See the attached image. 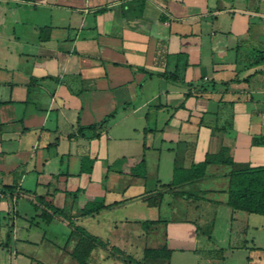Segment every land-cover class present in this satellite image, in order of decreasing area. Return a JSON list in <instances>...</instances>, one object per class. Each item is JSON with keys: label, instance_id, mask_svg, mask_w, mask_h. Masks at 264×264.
I'll use <instances>...</instances> for the list:
<instances>
[{"label": "crops", "instance_id": "crops-1", "mask_svg": "<svg viewBox=\"0 0 264 264\" xmlns=\"http://www.w3.org/2000/svg\"><path fill=\"white\" fill-rule=\"evenodd\" d=\"M110 112L103 125L87 127ZM221 144L237 164H264V0H0V197L7 193L17 205L28 194L39 217L31 192L50 194L75 224L107 243L89 257L145 264L146 237L160 225L162 245L172 249L169 264L177 249L172 242L188 220L175 212L189 203L194 209L210 203L215 211L226 204L232 166L210 163L202 178L168 186L173 168L188 167ZM140 156L152 177L148 191L145 179L127 180ZM30 173L35 177L23 187ZM76 190L82 201L68 198ZM156 190L161 196L148 205ZM219 191L225 201L211 198ZM94 196L122 201L81 215ZM163 203L175 213L171 218L161 215ZM235 214L231 209V220ZM19 216L31 227L33 216L15 210L7 244L0 245L10 251L14 240L13 264L20 258L31 264L34 244L70 255L76 237L67 219L46 223L58 219L68 227L58 241L19 236ZM117 235L142 252L141 260L111 247H118L111 243Z\"/></svg>", "mask_w": 264, "mask_h": 264}, {"label": "rangeland", "instance_id": "rangeland-1", "mask_svg": "<svg viewBox=\"0 0 264 264\" xmlns=\"http://www.w3.org/2000/svg\"><path fill=\"white\" fill-rule=\"evenodd\" d=\"M105 138V135H103L102 139ZM133 140L134 138H130L131 143ZM89 160L90 159L88 158L85 165H91ZM106 165L107 164L104 163V167H106ZM120 165H122L121 162L114 164L116 167H119ZM99 166L100 164L96 163L95 171L93 173L94 177H98L100 175V171H98ZM140 171L142 173V170ZM128 175L132 176L127 177V180L130 181L133 180L134 176L140 177L142 184L144 181L143 179H145V182H147L145 186H143L144 189H146V191L151 189V176L146 177V174L145 176L141 174ZM34 177L35 173H30L29 177L24 179L23 187L31 185L30 183ZM117 182L120 184V181ZM221 183L222 180L220 179H216L214 182V184L217 185H220ZM26 197L31 198L28 194H26V196H19L17 205H15L14 201L11 200V197L7 193L6 195L0 197V238L2 240H5L7 232H11L10 222L12 220V216L15 215V210H18V213L21 215L25 214L27 216H33V207L30 200ZM76 197L82 201L84 194L78 196L76 195ZM59 198L60 196H57V200ZM68 198L75 201L73 195H69ZM167 198L169 199L171 196L166 195L164 197V199ZM211 198L222 199L225 201L226 194L219 191L211 195ZM189 204H191L189 208H183L182 210L175 212L181 217L187 218L189 221H184V224L181 228H179L180 235L172 242L177 249L172 254L169 264H264V215L236 210L235 219L231 220V209L225 203L223 206L216 209V211L215 206L210 203H205L206 205L203 204V206L198 209H194L192 207V203ZM163 206L161 215L170 218L175 215V213L172 215V212L168 210V207L164 203ZM67 210L66 213L68 212ZM148 210H151V208ZM154 210L155 209L151 210L152 215L156 213V210ZM145 211L149 212L147 210ZM115 214L119 216L121 215V212L116 211ZM17 218L18 220L16 221L15 229L19 236H23L27 232L30 234L32 239H37L45 234L46 237L62 241L68 234V227L66 225H62L58 219H55L50 224H46L42 222L38 216H33L32 225L28 229L27 225H24L26 222L24 218L20 216ZM35 221H38V223L36 224ZM27 223H29V221H27ZM78 223L81 224L80 222ZM165 230L166 228L164 226L159 225L158 228L154 230L151 237L148 239L146 237L147 241L145 242V246H161ZM118 235L114 239V242L111 243L116 244L118 247H115V250L121 252L120 248H126V245H124L125 242L121 240ZM130 240L134 245H142L141 240H138L137 237H132ZM9 245H11L10 251L0 248V264H13L15 249L14 240L11 239ZM21 245L22 244H19L17 241L16 246L20 248ZM48 246L49 245L47 243L33 245L31 250L28 252L30 256L34 257L31 264H76L75 259H73L70 255L54 253L48 249ZM126 249H128V254L135 256L139 255V260H141L142 252L133 251L134 249H129V246ZM167 260L169 259H143L145 264H166ZM88 261L89 264H126L119 256H110V258L98 260L95 255H91V257L88 258ZM17 263L29 264V261L20 258L17 260Z\"/></svg>", "mask_w": 264, "mask_h": 264}, {"label": "trees", "instance_id": "trees-1", "mask_svg": "<svg viewBox=\"0 0 264 264\" xmlns=\"http://www.w3.org/2000/svg\"><path fill=\"white\" fill-rule=\"evenodd\" d=\"M113 113L114 112H110L99 122L90 124L87 127L92 128L103 125L109 120ZM83 127L85 126H82V128ZM210 163H225L232 166L227 173L228 185L226 189V204L230 206L232 210H241L248 213L264 215V164L254 166L237 164L233 160L229 148L222 144L217 151L206 152L203 159L192 162L188 167L175 166L173 168L172 179L167 185L176 186L202 178L206 165ZM140 170H142V173ZM129 173L145 176V161L143 156H140L137 162L131 166ZM78 191L79 190L72 192L74 199H76ZM31 193L36 201L34 207L40 209L38 215L45 223H49L53 217L57 215H61L63 218L67 219V223L70 227L69 235L76 237V242L70 255L75 259L77 264H87V259L93 248L107 247V243L98 236L91 234L84 226L75 224L70 217L65 215L62 207L55 206L52 203L51 198H49L50 194L39 195L34 192ZM158 196H161L159 190L148 195L146 197L148 205H153ZM121 201L122 200L104 203L101 197L94 196L80 207V214L91 215L98 213L101 210L118 206ZM156 221L160 220H144L142 225L144 228H147L149 224L155 223ZM8 234L9 232L6 233L5 240L0 239L1 246L7 244L6 238L8 237ZM111 247L115 249L114 246ZM171 252L172 249L169 248L166 243L159 247H145L143 250V259L169 258ZM137 264H142V262H137Z\"/></svg>", "mask_w": 264, "mask_h": 264}]
</instances>
